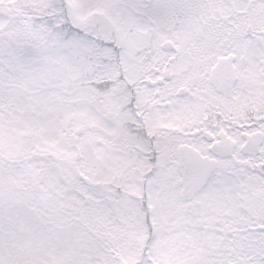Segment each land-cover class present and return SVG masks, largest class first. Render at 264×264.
Segmentation results:
<instances>
[{
  "label": "snow or ice",
  "instance_id": "1",
  "mask_svg": "<svg viewBox=\"0 0 264 264\" xmlns=\"http://www.w3.org/2000/svg\"><path fill=\"white\" fill-rule=\"evenodd\" d=\"M0 264H264V0H0Z\"/></svg>",
  "mask_w": 264,
  "mask_h": 264
}]
</instances>
